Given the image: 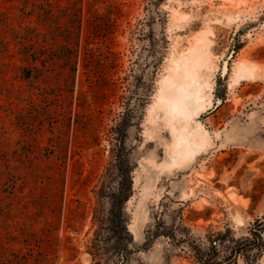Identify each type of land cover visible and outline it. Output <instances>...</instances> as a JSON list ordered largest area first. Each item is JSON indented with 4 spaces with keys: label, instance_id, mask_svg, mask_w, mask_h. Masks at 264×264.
<instances>
[{
    "label": "rangeland",
    "instance_id": "obj_1",
    "mask_svg": "<svg viewBox=\"0 0 264 264\" xmlns=\"http://www.w3.org/2000/svg\"><path fill=\"white\" fill-rule=\"evenodd\" d=\"M193 45L208 57L193 130L209 143L171 168L152 107ZM242 62L256 74L233 85ZM118 123L133 244L94 257L96 209H109L96 192L128 185L104 176ZM263 215L264 0H0V264H198L182 238L247 236ZM150 229L168 236L149 244Z\"/></svg>",
    "mask_w": 264,
    "mask_h": 264
},
{
    "label": "trees",
    "instance_id": "obj_2",
    "mask_svg": "<svg viewBox=\"0 0 264 264\" xmlns=\"http://www.w3.org/2000/svg\"><path fill=\"white\" fill-rule=\"evenodd\" d=\"M222 78L221 75L220 79ZM123 109L124 118L131 117V110ZM127 129L123 123H118L110 127L107 133L112 159L106 167L104 176L111 180H124L128 182V185L117 192L116 190L96 192L99 206L107 204L109 209L107 211L99 207L96 209L95 222L99 227L95 232L91 248L94 257L105 255L111 257L112 251L113 254L121 253L120 245L122 244L126 246L125 253L130 254L128 248L133 244V237L123 218L124 205L133 193L134 165L131 152L126 147ZM161 236L168 235L150 229L147 234L148 243L153 244ZM112 240H115L116 245L111 248L106 247L105 245ZM181 240L188 246V248L183 247L182 250L189 249L198 264H240V260H243L245 264H258L264 256V215L256 219L247 236L237 237L236 232L227 227L218 231L210 229L204 239L190 237L188 240L185 238ZM54 263L53 260H47V264Z\"/></svg>",
    "mask_w": 264,
    "mask_h": 264
},
{
    "label": "bare ground",
    "instance_id": "obj_3",
    "mask_svg": "<svg viewBox=\"0 0 264 264\" xmlns=\"http://www.w3.org/2000/svg\"><path fill=\"white\" fill-rule=\"evenodd\" d=\"M197 46H200V43ZM197 46L189 48L188 55L182 59V64H179V60L175 61L174 75L161 81L152 107L157 113L156 121L164 123V128L173 136L172 142L166 144L171 160L170 163L166 161L164 164L171 168L181 167L202 155L209 143L208 133L202 130L200 124L193 130V123L208 105V99L199 80V70L207 63L208 57L206 58L207 55L205 56L202 49ZM255 74V65L242 62L233 85L248 77L252 78Z\"/></svg>",
    "mask_w": 264,
    "mask_h": 264
}]
</instances>
